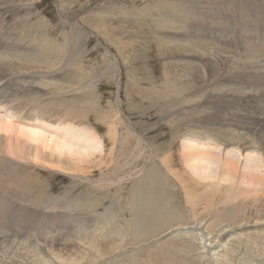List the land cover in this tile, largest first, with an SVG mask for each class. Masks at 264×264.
<instances>
[{
	"label": "rangeland",
	"instance_id": "374dc122",
	"mask_svg": "<svg viewBox=\"0 0 264 264\" xmlns=\"http://www.w3.org/2000/svg\"><path fill=\"white\" fill-rule=\"evenodd\" d=\"M160 2L178 5L174 9L180 13L185 10L191 18L206 17L207 23L216 22L220 30L214 31L212 36L198 35L201 27L186 29L183 25L184 30H180L182 26L173 25L178 29L168 30L167 23L168 28L164 29L168 32L164 34L157 29L162 15L150 13ZM257 18H261L260 21ZM254 21L258 27L253 26ZM261 22L264 24V0H0V37L12 40L10 44L0 43L7 45L0 49V83L7 82L5 94L18 95L22 101L19 106H24L31 116L27 119L30 122L17 125L30 124L35 128L38 124L47 137L63 136L64 141L73 140L69 143L79 146H74L77 152L76 149L72 152L52 150V154L50 148L42 153L37 150L35 157V150L29 147L24 152L11 151L7 145L10 136L0 131V264H264V154H261L264 147L259 146L258 130L251 124L252 130L243 131L242 128L235 130L233 122L225 126L238 115L232 100L249 97L250 91L251 99L256 100L249 106L254 111L248 109L247 113L243 109L242 114L253 119L264 116V91L261 86H253V80L263 73H256L254 69L238 80L233 76L234 69L239 70L241 66L234 64L238 59L244 61L241 56L248 50L246 48H259L264 53V40L253 33L255 28L264 27ZM185 29L194 30L189 35H198L210 42L205 52L208 59L196 50L197 54L185 56V59L180 55L171 56L170 51L162 49H167L169 44H175L176 50L177 46L192 45L196 39L183 34ZM30 40L40 47L39 52L31 48ZM165 43L167 48L163 47ZM233 43L242 45L243 51L237 54ZM184 65L190 68L188 70L192 68L201 73L196 82L189 77L192 70L188 72ZM183 81L192 83L183 88L184 99L183 95L176 96L168 89V86L176 87L177 83L181 86ZM218 93L226 97L219 101ZM10 103L14 104L12 106L18 104L0 103V115L4 120L17 121L18 115L9 113L15 110L2 108ZM213 105L225 109L217 113L215 123L208 119L214 114ZM34 112L39 120L33 117ZM69 113L73 115L72 122L68 120ZM207 125L212 129H207ZM240 132H248L246 137L259 147L250 142L243 152L236 150L237 144L229 139L242 135ZM191 133L192 137L188 136ZM192 138L231 143L227 145L229 150L226 149L229 154L234 151L231 153L241 157L240 174L235 169L229 170L233 166L228 168L221 161L223 171H218L217 179L201 176L205 174L203 171L209 172L202 168L199 176L193 175L194 165L185 164L182 156L183 146ZM80 145L89 146L82 147L86 151L93 147L94 152L91 149L90 154H83L85 150L78 152ZM152 148L159 154L154 156ZM254 148L256 154L252 151ZM227 150L220 148L217 153L225 158ZM252 153L254 161L262 160H256V165L259 163L263 167L258 165L254 170L255 175L261 176L260 182L251 175L242 177ZM170 155H174L172 171L179 174L180 179L187 180L174 178L176 183L180 181L176 189L172 186L173 190H178L176 200L184 205L190 203L191 208L196 207L193 213L198 210L199 214L192 216L185 211L188 217L181 221L177 209L171 220L157 225H162L160 228L148 221L139 224L137 215L132 213L135 211L132 200L142 194V188L149 186L148 177L145 179L149 166L156 164L162 168L161 161ZM163 168L172 174L167 167ZM190 181L194 182L189 190L192 202L187 197L189 193L182 191V183L187 185ZM186 189L188 192L189 187ZM147 193L152 191H143L145 196ZM40 203L42 206H38ZM166 224L169 225L165 227Z\"/></svg>",
	"mask_w": 264,
	"mask_h": 264
},
{
	"label": "bare ground",
	"instance_id": "6f19581e",
	"mask_svg": "<svg viewBox=\"0 0 264 264\" xmlns=\"http://www.w3.org/2000/svg\"><path fill=\"white\" fill-rule=\"evenodd\" d=\"M193 2V1H192ZM158 4V3H157ZM180 4V3H179ZM156 5V4H155ZM176 6L178 7V5H174V4H168V3H166V2H160L159 3V5H157V6H153L152 7V9H150V13L151 14H153V13H157L158 12V14H160V15H162L160 18H162V21L161 22H159V20H158V22H159V25H158V30L159 31H162V33H164V31H166V32H168V30H176V29H178V28H180L181 26V28H180V30L181 29H183L184 30V26L183 25H185L186 26V29H189V28H193V27H201L202 28V30H201V33H196V34H198V35H201V34H203V35H211V34H215L214 33V31H219L220 30V26H217L218 24H216V22L215 21H213V22H215V23H211V24H209V23H207L206 21H208V19H206V17L204 18V19H201V16L200 17H194V18H191V17H189L187 14H186V12H185V10H183V11H181V13L180 12H178V10H175L174 8H176ZM259 7V6H258ZM146 8V7H145ZM181 9H179V11H180ZM148 11V10H147ZM16 12V11H15ZM14 12V14H16ZM239 12V11H238ZM262 12V11H261ZM18 13V12H17ZM255 13V12H254ZM260 13V12H259ZM148 15V14H147ZM214 15V14H213ZM222 15V14H221ZM240 15V14H239ZM251 15V14H250ZM254 15V14H253ZM208 16V15H207ZM216 16V15H215ZM191 18V19H189V18ZM257 17V16H256ZM263 17V16H262ZM197 18H199V20H197ZM169 19H171V20H169ZM174 19V20H173ZM259 18H257V20H258ZM261 19V18H260ZM260 19H259V21H260ZM167 20H169V22H167ZM182 20H184L185 22L184 23H182L181 21ZM212 20H215V19H212ZM219 20V19H218ZM232 20V19H231ZM104 22V21H103ZM150 22V21H149ZM154 22V21H153ZM157 22V23H158ZM211 22V21H210ZM227 22V21H226ZM229 22V21H228ZM233 22V21H232ZM251 22V21H250ZM167 23H168V25H169V28L167 27ZM256 22L254 21V24H255ZM260 23V22H259ZM264 23V22H263ZM226 24V23H225ZM261 24H262V22H261ZM25 25V24H24ZM173 25H175V26H177L178 28H176V27H174ZM227 25H228V23H227ZM230 25V24H229ZM262 25H264V24H262ZM21 26H22V24H21ZM103 26V25H102ZM150 26V25H149ZM157 26V25H156ZM232 26V25H231ZM254 27H258V26H256V24L255 25H253ZM164 27H167L168 28V30H166V29H164ZM224 27V26H223ZM248 27V26H247ZM246 27V28H247ZM253 27V28H254ZM6 28V27H5ZM101 28V27H100ZM218 28H219V30H218ZM252 28V27H251ZM259 28L260 29H257V28H255V30L253 31V33L254 34H256V35H258L257 37H262L261 38V40L263 41L264 40V27L263 26H259ZM24 29V28H23ZM185 29V30H186ZM244 28H242V30H243ZM3 30V29H2ZM15 30V29H14ZM22 30V29H21ZM21 30L19 31L20 33H21ZM182 30V31H183ZM241 30V31H242ZM24 31H26L25 29H24ZM27 31H28V29H27ZM230 31V30H229ZM9 32V31H8ZM170 32V31H169ZM177 32H178V30H177ZM194 32V30L193 31H184V33L183 34H185V35H187V37H194V39H196V41H194V40H192V39H190L189 41H194V43L192 44V45H183V46H177V50H176V45L175 44H169V43H167V44H169L168 45V48L167 47H165V46H167L166 45V43H165V45L163 46V47H165V48H167V49H164V48H162V46H161V48L163 49V50H168V52L170 51L171 52V56H174V55H180V56H184V58H185V56H186V58H187V56H190V54H197L194 50H196V51H198L199 52V54H201V55H203V58L205 59V58H207L208 59V57L207 56H209L207 53H205V52H207V48H208V46H209V44H210V42H206L205 40L203 41V39L199 36V37H197V36H195V35H189L188 33H193ZM3 33V32H2ZM13 33H14V31H13ZM22 33H23V31H22ZM176 33V32H175ZM242 33H243V31H242ZM251 32H245L244 34H250ZM15 34H16V32H15ZM23 34H25V32L23 33ZM22 34V35H23ZM165 34V33H164ZM216 34H218V33H216ZM220 35H221V33H219ZM241 34V33H240ZM179 35H181L180 34V32H179ZM27 36V35H26ZM212 36V35H211ZM11 37V36H10ZM36 37V36H35ZM214 37V36H213ZM216 37V36H215ZM239 38H240V36H239ZM30 39V38H29ZM233 39H235L234 37H233ZM24 40V39H23ZM28 40V39H27ZM26 40V41H27ZM167 40V39H166ZM258 40V39H257ZM26 41L24 42V41H22V42H24V43H26ZM31 41V40H30ZM163 41L164 40H162V43H163ZM168 41V40H167ZM173 41V40H172ZM260 41V40H259ZM32 42V41H31ZM30 42V45L34 42H32L31 43ZM166 42V41H165ZM239 42V41H238ZM0 43H5V44H10V43H12V40H10V39H7V40H5V37L4 36H1L0 37ZM29 42L27 41V44H28ZM241 43V42H240ZM5 44H0V49L2 48V49H5L6 47H7V45H5ZM22 44V43H21ZM42 44V43H41ZM41 44H40V46H41ZM45 44V43H44ZM175 45V46H174ZM28 46H29V44H28ZM25 47H26V44H25ZM25 47H23V48H25ZM243 46L242 45H235L234 43H233V49H234V51L237 53V54H239V53H241V51H243V48H242ZM31 48H33V49H35L36 51L38 50V52H39V50H41V49H39L38 48V46H36L35 45V43H33V45H32V47ZM27 49V48H26ZM246 49H248L247 51H246V53L245 54H242V58H244V61H240L239 59V61L237 60V64H234L235 65V67H237L236 65H241L240 66V68H239V70L237 69V71L238 72H235V70L236 69H234V73H233V76H234V78L235 79H239V77L241 76V75H245L247 72H251V71H253L254 69L256 70V73H257V71L258 72H261V73H263V74H261L260 76H258V77H256L254 80H253V86L254 87H259V86H261L262 88H261V90L262 91H264V53H263V51L261 50V49H259V48H254V47H248V48H246ZM32 50V49H31ZM35 50H33L34 52H36ZM162 50V51H163ZM245 50V49H244ZM212 51V50H211ZM22 53H25V50H24V52H22ZM31 53V52H30ZM215 53V52H214ZM29 54V53H28ZM164 54H166V51H165V53ZM172 54H174V55H172ZM35 55V54H34ZM212 55V54H211ZM24 56V55H23ZM166 56H167V54H166ZM179 56V57H180ZM195 56V55H194ZM196 57V56H195ZM198 57H200V56H198ZM240 57V58H241ZM175 58V57H174ZM178 58V57H177ZM177 58H176V60H177ZM181 58V57H180ZM183 58V57H182ZM185 58V59H186ZM192 58V57H191ZM225 58V57H224ZM173 59V58H172ZM184 59V60H185ZM195 59V58H194ZM197 59V58H196ZM226 59V58H225ZM4 60L6 61L7 59L6 58H4ZM189 60H191V59H189ZM193 60V59H192ZM201 60V59H200ZM203 60V59H202ZM206 60V59H205ZM210 60V59H209ZM262 60V61H261ZM26 61V60H25ZM220 61V60H219ZM33 62V61H32ZM178 62V61H177ZM176 62V63H177ZM229 62V61H228ZM227 62V63H228ZM230 62H232V61H230ZM2 63H3V61H2ZM7 63V62H6ZM168 63V62H167ZM171 63H173V62H171ZM176 63H174V64H176ZM182 63V62H181ZM181 63H179V64H181ZM184 63V62H183ZM207 63V62H206ZM217 64V63H216ZM224 64V63H223ZM230 64V66H231V64H233V63H229ZM228 64V65H229ZM169 65V64H168ZM187 65V64H186ZM186 65H184V67L185 68H187L186 70L189 72H191V70H192V68H191V70H188V69H190V68H188V66H186ZM225 65V64H224ZM224 65H222V66H224ZM228 65H227V67H228ZM1 66V65H0ZM4 66V65H3ZM7 66H9V65H7ZM11 66V65H10ZM172 66V65H171ZM177 66V65H176ZM175 66V67H176ZM181 66V65H180ZM190 66V65H189ZM233 66V65H232ZM231 66V67H232ZM6 67V66H5ZM173 67V66H172ZM171 67V68H172ZM183 67V66H182ZM182 67H181V69H182ZM200 67V66H199ZM8 68H10V67H8ZM170 68V69H171ZM203 68V67H202ZM204 68H206V67H204ZM203 68V69H204ZM211 69H213V70H215L216 68H212V67H210ZM224 68V67H223ZM230 68V67H229ZM11 69V68H10ZM169 69V70H170ZM194 69V68H193ZM219 69H221V68H219ZM8 70V69H7ZM172 70H173V68H172ZM171 70V71H172ZM179 70V69H178ZM184 70V69H183ZM200 70V69H199ZM228 70V69H227ZM231 70V69H230ZM254 70V71H255ZM174 71V70H173ZM182 71V70H181ZM207 71V70H206ZM253 71V72H254ZM176 72V71H175ZM179 72V71H178ZM186 72V71H185ZM187 72V73H188ZM200 72V71H199ZM209 72V71H208ZM212 72V71H211ZM220 72V71H219ZM252 72V73H253ZM170 73V72H169ZM183 73V72H182ZM207 73V72H206ZM224 73V72H223ZM222 73V74H223ZM175 74V73H174ZM186 74V73H185ZM191 74H192V76H189L190 77V79H191V81H194L196 78H199V74H201V73H199L198 74V71L197 70H192V72H191ZM219 74V73H218ZM226 74V73H225ZM225 74H223V76L225 75ZM228 74V73H227ZM172 75V74H171ZM176 75V74H175ZM206 75V74H205ZM205 75H203V76H201V78L202 77H204ZM216 75V74H215ZM254 75V74H253ZM252 75V76H253ZM258 75V74H257ZM177 76V75H176ZM179 76H180V74H179ZM212 76V75H211ZM210 76V77H211ZM226 76V75H225ZM188 77V78H189ZM207 77V76H206ZM213 77V76H212ZM173 78V77H172ZM175 78V77H174ZM187 78V79H188ZM200 78V79H201ZM220 79L222 78V76L221 77H219ZM245 78V77H244ZM1 79V78H0ZM177 79H179V78H177ZM186 79V80H187ZM225 79V78H224ZM253 79V78H252ZM251 79V80H252ZM175 80V79H174ZM182 80V79H181ZM197 80H199V79H197ZM1 81V80H0ZM11 81V80H10ZM185 81V80H184ZM184 81H183V83H184ZM218 81H219V79H218ZM195 82H196V80H195ZM199 83H200V80L198 81ZM204 82V81H203ZM220 82V81H219ZM5 83H7V82H2V83H0V103L1 104H3V103H8V102H15V103H18V104H16L15 106H12V105H14L13 103H10V104H8L7 105V107L6 106H4V107H2V108H5V109H7V111H13V110H15V112L13 111V112H9V113H12V114H17L18 115V117H17V121H9V120H4L3 119V117L0 115V131L1 132H6L10 137H8V139H7V145H8V148L11 150V151H14V150H20V151H22V152H24V150L26 149V147H29V148H32V151H34L35 150V157H37L38 155V153H37V150H39V152H43L45 149H48V148H50L51 149V153H52V150H56V151H59V152H62V151H66V150H68V152H72L73 150H75L76 149V147H75V149H74V146H77V147H79L78 145H72V143H69L70 141H72V142H74L73 140H68V142L67 141H64V139H62L63 138V136L61 137V138H58V139H61V140H59L58 141V139L55 137L54 138V136H53V134H52V137H47L46 135H45V132H43L41 129H39L40 128V126L38 125V124H36V126H35V128H31L32 126H30V124H27V125H25V126H19V125H17L18 123H23V124H25L24 122H30L29 120H30V118H31V116H29V114L25 111V109H24V106H23V108L21 107V106H19V103L20 102H22L21 101V99H19L18 98V95H13V96H11L10 97V95H7V94H5V92H6V87H5ZM187 83V82H186ZM184 83V84H182L181 86H177V84H175L176 85V87H172L171 86V88L168 86V89H169V92L171 91V90H173V92H175V95L176 96H182L183 95V97H182V99H184L185 97H186V94L183 92V88H185L186 86H189V85H191L192 83ZM214 83V82H213ZM242 83V82H241ZM246 83V82H245ZM201 84V83H200ZM207 84V83H206ZM209 84V83H208ZM218 84V82L216 83V85ZM224 84V83H223ZM213 85H215V84H213ZM241 85V84H240ZM194 86V85H193ZM220 85H218V87H219ZM12 87H14V86H12ZM34 87H36V86H34ZM178 87V88H177ZM211 87V86H210ZM215 87V86H214ZM234 87V86H233ZM235 87H237L236 85H235ZM39 88V87H38ZM45 88V87H44ZM167 88V87H166ZM221 88V87H220ZM224 88H226V87H224ZM253 88V87H252ZM40 89V88H39ZM213 89H215V88H213ZM230 89V88H229ZM237 89V88H236ZM219 90V89H218ZM222 90H224V89H222ZM235 90V89H234ZM239 90V89H238ZM252 90V89H251ZM256 90V89H255ZM258 90V89H257ZM256 90V91H257ZM214 91V90H213ZM233 91V90H232ZM212 92V91H211ZM221 92V91H220ZM227 92H229V91H227ZM227 92H225L226 94L225 95H227ZM251 92V91H250ZM250 92H248L249 93V97L247 96V95H245V97L246 98H244V99H240V97H238V99L239 100H232V102H233V108H235V112H237L238 113V115L237 116H235V117H233V119H231L230 120V122L228 123L227 122V125H225V126H229L230 124H232V122H233V124L236 126V127H234L235 128V130H237V131H239L241 128H242V131H243V129L245 130V129H248L249 130V128L251 129V127H250V124L254 127V130H258L257 131V133H258V138H259V142H260V140H261V142L260 143H258L259 144V146L261 147V149H263V147H264V145L262 144V142H263V140H264V116H260V117H257V118H255V119H253L251 116H249V117H244V114H242L243 113V109H245L244 111L245 112H247L248 111V109H250V108H252V107H249L251 104H253L254 105V103L256 102V100H255V102L251 99V96H250ZM259 92V91H258ZM215 93H217V92H215ZM222 93V92H221ZM221 93H218L217 94V99H219V101H220V98L222 97V99L223 98H225L226 96H222L223 95V93H222V95H221ZM212 94V93H211ZM228 94H230V92L228 93ZM232 94V93H231ZM230 94V95H231ZM234 94H236V93H234ZM259 94H261V93H259ZM213 95V94H212ZM238 95H239V93H238ZM188 96V95H187ZM234 96V95H233ZM236 96V95H235ZM240 96V95H239ZM243 96H244V93H243ZM259 96V95H258ZM8 97V98H7ZM213 97V96H212ZM215 97V96H214ZM232 97V96H231ZM230 97V98H231ZM248 97V98H247ZM228 98V97H227ZM233 98V97H232ZM261 98V97H260ZM222 99H221V101H222ZM212 100H216V99H212ZM224 100H226V99H224ZM261 100V99H260ZM180 101V100H179ZM210 101H211V98H210ZM263 101H264V99H263ZM206 102V101H205ZM226 102H228V99H227V101ZM226 102L224 103V104H226ZM208 103V102H207ZM211 104H212V102H211ZM211 104H209V105H211ZM216 104V103H215ZM220 104V103H219ZM223 104V103H222ZM228 104V103H227ZM262 104V103H261ZM55 105V104H54ZM218 105V104H217ZM203 106V105H202ZM204 106H205V104H204ZM203 106V107H204ZM214 106V105H213ZM258 106V105H257ZM201 107V106H200ZM249 107V108H248ZM262 107V106H261ZM40 108V107H39ZM38 108V109H39ZM200 109H202V108H200ZM208 109V108H207ZM206 109V110H207ZM212 109H213V107H212ZM214 114L213 113H211V116H210V114H208V116H210L208 119L210 120V121H213L214 123H215V121L217 120V119H215V118H217V113L219 112V111H221V112H224L225 111V109H221L220 107H218V106H214ZM258 109V108H257ZM58 110V109H57ZM61 110V109H60ZM240 110H241V112H240ZM1 111V110H0ZM59 111V110H58ZM200 111H203V110H200ZM213 111V110H212ZM227 111H229V110H227ZM250 111H254V109L253 110H251L250 109ZM204 112H205V110H204ZM5 114L6 112H2V114ZM66 113H68V112H66ZM248 113V112H247ZM251 113V112H250ZM256 113V112H255ZM254 113V114H255ZM1 114V113H0ZM72 114H73V112H72ZM71 113H69L68 114V120H72L73 119V115H72ZM200 114H201V112H200ZM202 114H205V113H202ZM213 114V115H212ZM62 115H63V112H62ZM207 115V114H206ZM6 116V115H5ZM38 116H39V118H40V114H38ZM100 116V115H99ZM33 117L36 119H38V117H36V115H35V112H34V115H33ZM66 117V116H65ZM200 117H201V115H200ZM203 117H204V115H203ZM64 118V117H63ZM27 119H29V120H27ZM43 119V118H42ZM203 119V118H202ZM204 119H205V117H204ZM4 120V121H3ZM39 120V119H38ZM64 120V119H63ZM67 120V119H66ZM248 120H250L251 122H248ZM35 121V120H34ZM73 121H74V119H73ZM203 121V120H202ZM206 121H208V120H206ZM206 121H204V122H206ZM72 122V121H71ZM41 123V122H40ZM39 123V124H40ZM207 123V122H206ZM223 123V122H222ZM213 124V123H212ZM224 124V123H223ZM214 125V124H213ZM219 125H221V124H219ZM29 126V127H28ZM186 126H189V125H186ZM192 126V125H191ZM53 128V127H52ZM207 129H212V127H208V125H207V127H206ZM214 128V127H213ZM51 129V128H50ZM55 129V128H54ZM115 129V128H114ZM52 130V129H51ZM190 130V129H189ZM189 130L187 129L186 131H188V133H189ZM198 130H200V129H198ZM214 130V129H213ZM231 130H233L232 128H231ZM252 130V129H251ZM250 130V131H251ZM57 131H58V129H57ZM234 131V130H233ZM236 131V132H237ZM85 132H87V131H85ZM92 132V131H91ZM213 132V131H212ZM228 132V131H227ZM230 132V131H229ZM235 132V135H238L237 133H239V132H237L236 133ZM252 132V131H251ZM51 133H52V131H51ZM56 133H58V132H56ZM60 133V132H59ZM64 133V132H63ZM74 133H76V132H74ZM231 133V132H230ZM6 134V135H7ZM79 134H81V133H78V135ZM86 134V133H85ZM84 134V135H85ZM192 134L193 133H191V135H188V136H191L192 137ZM198 134V133H197ZM233 134V133H232ZM240 134H242V135H239V136H232L230 139H229V142L230 141H233L234 143H235V145H236V150H238V151H240V153L241 152H243V150H245L246 148H249L248 146H249V143L250 142H252L251 141V139H250V137H246V135L248 134V132H246V133H242V132H240ZM252 134V133H251ZM49 135V134H48ZM58 135V134H57ZM87 135V134H86ZM85 135V136H86ZM90 135V134H89ZM205 135V134H204ZM49 136H51V134L49 135ZM58 136H61V134L60 135H58ZM96 136V135H95ZM124 136V135H123ZM180 136V135H179ZM248 136V135H247ZM12 137V138H11ZM71 137V136H70ZM79 137V136H78ZM84 137V136H83ZM89 137V136H88ZM94 137V136H93ZM126 137H127V135H126ZM129 137V136H128ZM195 137H197V136H195ZM199 137V136H198ZM224 137V136H223ZM255 137V136H254ZM13 138H14V142H13ZM66 138H68V137H66ZM81 138V137H80ZM90 138V137H89ZM72 139V138H71ZM253 139V138H252ZM125 140V139H124ZM127 140V139H126ZM140 140H141V138H140ZM139 140V141H140ZM188 140V139H187ZM208 140V139H207ZM226 140H228V139H226ZM128 141H129V138H128ZM127 141V142H128ZM217 140H209V141H202L201 139H190V140H188L187 142H186V144L183 146V152H182V156H183V160L185 161V164L186 163H192L194 166H193V168H194V170H195V173H193V175L194 174H198V176H199V174L201 173L200 171H202V170H209V172L208 171H203L205 174H202L201 176H206V178L207 179H214V178H216L217 179V177L219 176L218 175V171L220 172V170H221V168H223V165H222V167H221V164L223 163L224 165H226L228 168L231 166H233L232 167V169H229V170H233V169H235L236 170V172L238 171V174H240L239 173V170H241L240 168H239V161H240V158L241 157H239V156H237V155H234V154H232L231 152H234V151H230V154L228 153L229 151V149H228V147H227V145H228V143H227V145L226 144H224V143H221V142H216ZM225 141V140H224ZM12 143H13V145H12ZM99 143V142H98ZM97 143V144H98ZM252 143H255V141H253ZM251 143V144H252ZM74 144V143H73ZM86 144H87V142H86ZM231 143H229V145H230ZM255 144H257V143H255ZM258 144H257V147H259L258 146ZM261 144H262V146H261ZM228 145V146H229ZM232 145V144H231ZM230 145V146H231ZM88 146V145H87ZM251 146V145H250ZM82 145H80V148H78L79 150H78V152H83L86 148H88V147H83V148H85V149H83L82 150ZM235 147V146H234ZM234 147H233V149L232 150H235L234 149ZM255 148H256V146H254ZM91 148H93V147H91ZM91 148H89V150L91 149ZM146 148V147H145ZM224 149L225 150V152H226V150H227V155H225L226 157L224 158V157H222L221 158V156L222 155H220L219 153H217V151H218V149ZM227 148V149H226ZM251 148V147H250ZM255 148L254 149H252V151L254 150L255 151ZM153 149V152L155 153V155L154 156H156V155H158L159 153H157L156 152V148H152ZM82 150V151H81ZM88 150V151H89ZM93 149H91V151H92ZM250 150V149H249ZM47 151V150H46ZM88 151H84L83 152V154L85 153V152H87V154H90L91 153V151H90V153H88ZM96 151V150H95ZM248 151V150H247ZM251 151V150H250ZM253 151V152H254ZM263 152H264V150H262ZM261 151V152H262ZM17 152V151H16ZM49 152V151H48ZM76 152H77V149H76ZM93 152H94V150H93ZM261 153V154H264V153ZM50 153V154H51ZM55 153V152H54ZM221 153V152H220ZM255 153V152H254ZM257 153V152H256ZM255 153V154H256ZM20 154H21V152H20ZM23 154V153H22ZM49 154V156H51ZM58 154V153H57ZM78 154V153H77ZM82 154V155H83ZM224 154V153H223ZM235 154H237V153H235ZM244 154V156H245V153H242V155ZM249 153H247L246 155H248ZM260 154V155H261ZM15 155H16V153H15ZM45 155V154H44ZM48 155V154H47ZM56 155V154H55ZM61 155H64V154H61ZM71 155V154H70ZM232 155H233V160H232ZM250 155V154H249ZM252 155H253V153H252ZM258 155V154H257ZM256 155V156H257ZM259 155V158L261 157ZM18 156V155H17ZM53 156V155H52ZM51 156V157H52ZM58 156V155H57ZM60 156V155H59ZM86 157H88V155H85ZM91 156V155H90ZM19 157H20V155H19ZM22 157V156H21ZM64 157H65V155H64ZM69 157V156H68ZM67 157V158H68ZM71 157V156H70ZM73 157V156H72ZM76 157H77V155H76ZM92 157V156H91ZM152 157V156H151ZM246 157V156H245ZM244 157V158H245ZM251 159H250V158ZM249 157H247V158H249V159H247V163H246V166H245V169H247V171H242V177H245V178H247V177H249V175H251V178L252 179H254V180H259V179H262V178H260L261 176H259V175H255L254 174V170H255V168H258L260 165V167L259 168H262L263 166H264V164H263V166H262V164H260L259 165V163H257V165H256V160H259L258 158L257 159H255V161H254V159H252V158H254V155H253V157H251V156H249ZM262 157H264L263 155H262ZM66 158V157H65ZM154 158V157H153ZM54 159V158H53ZM78 159V158H77ZM80 159V158H79ZM84 159H85V157H84ZM84 159H81V160H84ZM87 159V158H86ZM161 159H163V158H161ZM246 159V158H245ZM260 159H262V158H260ZM264 159V158H263ZM70 160V159H69ZM140 160V159H139ZM160 160V159H159ZM164 161H161L162 162V164L165 166V167H167L168 169H169V172H172V174H170V175H173L172 177L167 173L168 171H167V169H165V168H163L164 166H162V168L161 167H157L156 166V164L155 165H152V167L150 168V166H149V168L147 169L148 171V176L146 175L145 177V179L147 180V177H148V182H149V186L147 185V187H145V189H143L142 188V191H141V193L142 194H139L138 196H136L132 201V204H133V206L132 207H134V209H135V211H132V213L133 212H135V214H133V215H137V216H135V217H137V219H136V221H138L139 222V224H140V221H148V222H150V223H153V225L155 224L156 225V227H159V226H157V225H160V224H165L166 222H168L169 220H171V218H172V216H175L174 215V213H175V210H177V209H179L178 210V212L179 213H181L180 215H178L177 217H178V219H180L181 221L183 220V219H186V217H188V215H186V213L189 211L191 214H193L192 216H194V214H199L198 213V210H196L194 213H193V211H194V209L196 208V207H193V208H191L192 206L190 205V200H188L189 202V206L188 205H184L183 203H182V201L180 200V201H178V200H176L177 198H178V190H173V188H172V186L174 185V186H176L175 187V189L177 188V183H179V182H177L176 183V181H175V179L178 181L179 179H180V177H177V176H179V174L177 175L176 173H175V171L173 170L172 171V169H173V167H174V155H170V156H168L166 159H163ZM250 160V161H249ZM251 160H253V161H251ZM53 161V160H52ZM221 161H223L222 163H220ZM259 161H262V160H259ZM54 162V161H53ZM63 162V161H62ZM82 162V161H81ZM85 162V161H84ZM86 162H87V160H86ZM151 162V161H150ZM155 162V161H154ZM251 162H253L252 163V165L250 166V164H251ZM156 163V162H155ZM260 163H262V162H260ZM192 164H190V166L192 165ZM201 164H203V165H201ZM147 165V164H146ZM158 165V164H157ZM255 165V166H254ZM259 165V166H258ZM159 166V165H158ZM188 166V165H187ZM211 166H213V168L211 167ZM258 166V167H257ZM110 167V166H109ZM192 167V166H191ZM207 167V168H206ZM230 167V168H231ZM201 168H202V170H201ZM242 168V167H241ZM225 169V168H224ZM228 170V169H227ZM227 170H226V172H227ZM217 172L216 174L217 175H213V173L214 172ZM221 171H223V170H221ZM230 172V171H229ZM241 172V171H240ZM139 173V172H138ZM224 173H225V170H224ZM232 173H229L228 175H231ZM233 174H234V171H233ZM236 174V173H235ZM184 176V175H183ZM220 176H221V173H220ZM226 176V175H225ZM236 176H237V174H236ZM235 176V177H236ZM185 177V176H184ZM188 177H190V175L188 176ZM228 177V176H227ZM262 177H263V175H262ZM175 178V179H174ZM192 178V177H191ZM191 178H190V180H191ZM231 179H232V177H230ZM145 179H143V180H145ZM181 179H183L182 181H185L186 179H184V178H181ZM180 179V180H181ZM219 179V178H218ZM223 179V178H222ZM240 179V178H239ZM248 179H250V178H248ZM235 180H237L236 178H235ZM241 180V179H240ZM264 180V179H263ZM181 181V182H182ZM187 181V180H186ZM192 181V180H191ZM188 182V184L186 185H184L183 183H182V191H184V194L185 193H189V190H190V187L191 186H193L194 187V182ZM222 181V180H221ZM226 181V180H225ZM246 181V180H245ZM257 181H255V182H257ZM5 182V181H4ZM4 182H2V184L4 183ZM237 182V181H236ZM238 182H239V180H238ZM243 182V181H242ZM250 182V181H249ZM258 182H260V181H258ZM199 183L200 182H197V184L199 185ZM207 183V182H206ZM181 184V183H180ZM196 184V183H195ZM196 184V185H197ZM210 184H211V182H210ZM213 184V183H212ZM211 184V185H212ZM259 184V183H258ZM262 184V183H261ZM139 185H141V183L139 184ZM143 185V184H142ZM210 185V186H211ZM4 186V185H3ZM173 186V187H174ZM221 186V185H220ZM255 186H256V183H255ZM143 187V186H142ZM187 187H189V189H188V192H187ZM213 187V186H212ZM241 187V186H240ZM138 188V187H137ZM137 188H135V189H137ZM236 188V187H235ZM144 190H150V191H152V193H147V195L145 196L144 194H143V191ZM191 190H193V188L191 189ZM138 191H139V188H138ZM138 191H137V193H138ZM181 191V192H182ZM33 192V191H32ZM31 192V193H32ZM181 192H180V196L179 197H181ZM191 192V191H190ZM195 192H197V191H195ZM194 192V193H195ZM135 193V195H136V192H133V194ZM211 193V192H210ZM25 194V193H24ZM132 194V193H131ZM146 194V193H145ZM191 194H193V193H191ZM196 194V193H195ZM21 195H23V194H21ZM144 195V196H143ZM189 195V196H188ZM187 195V197H190V199H191V202H192V198H191V196H190V193ZM25 196V195H24ZM28 196H30V194L28 195ZM134 196V195H133ZM186 196V195H185ZM193 196H194V194H193ZM201 196V195H200ZM203 196V195H202ZM20 197H22V199H24L23 198V196H20ZM32 197V196H31ZM34 197H35V194H34ZM34 197L32 198V200L34 199ZM37 197V196H36ZM38 197H39V195H38ZM40 197H41V195H40ZM143 197V198H142ZM183 197V196H182ZM181 197V198H182ZM237 197V196H236ZM43 198V197H42ZM142 198V200L140 201V199ZM194 198H195V196H194ZM238 198V197H237ZM37 199V198H36ZM40 200H41V198H39ZM83 199V198H82ZM32 200H29V202L30 201H32ZM38 200V199H37ZM40 200L38 201V202H40ZM200 200V199H199ZM26 201V200H25ZM44 201V200H43ZM129 201H131V198H130V200ZM185 201V200H184ZM183 201V202H184ZM196 201V200H195ZM194 201V199H193V202H195ZM235 201V200H234ZM237 201V200H236ZM35 202V201H34ZM52 202V201H51ZM98 202V201H97ZM181 202V203H180ZM31 203V202H30ZM195 203H197V201L195 202ZM27 204H28V202H27ZM35 204V203H34ZM38 204V203H37ZM54 204V203H53ZM219 204V203H218ZM222 204V203H221ZM192 205H195V204H193L192 203ZM198 205V204H197ZM38 206H42L41 205V203L38 205ZM191 206V207H190ZM220 206V205H219ZM218 206V207H219ZM239 206V205H238ZM80 207V206H79ZM130 207V206H129ZM198 207V206H197ZM226 208V207H225ZM240 208H241V206H240ZM152 209H153V211H152ZM229 209V208H228ZM231 209V208H230ZM213 210V209H212ZM227 210V209H226ZM150 211H152L151 213L152 214H150L149 215V213H150ZM185 211H187V212H184ZM229 210H227L226 211V213L228 212ZM144 212H146V213H144ZM177 211H176V213H178ZM232 212V211H231ZM225 213V214H226ZM229 213V212H228ZM191 216V215H190ZM191 216V217H192ZM224 216V215H223ZM226 216V215H225ZM195 217H197V216H195ZM205 217H207V216H205ZM232 217V216H231ZM203 218V217H202ZM151 219V220H150ZM153 219V220H152ZM200 219V218H199ZM191 220H193V218L191 219ZM148 222H147V224H148ZM172 222V221H171ZM19 223H20V221H19ZM150 223L148 224V226L150 225ZM106 224V223H105ZM137 224V223H136ZM135 224V225H136ZM153 225H151V226H153ZM169 225V224H168ZM167 224L166 225H164L165 227L166 226H168ZM172 225H173V223H172ZM150 226V227H151ZM162 226V225H161ZM160 226V227H161ZM137 227V226H136ZM155 227V226H154ZM159 227V228H160ZM172 227V226H171ZM146 229V228H145ZM148 229V228H147ZM154 229V228H153ZM156 230H157V228H155ZM137 230V229H136ZM156 230H154V231H156ZM159 230V229H158ZM154 231H152V232H154ZM158 232V231H157ZM146 233V232H145ZM149 233V232H148ZM156 233V232H155ZM154 234V233H153ZM148 235V234H147ZM140 236H141V234H140ZM139 237V236H138ZM9 250V249H8ZM35 256V255H34ZM52 260V259H51ZM4 261V260H3Z\"/></svg>",
	"mask_w": 264,
	"mask_h": 264
}]
</instances>
